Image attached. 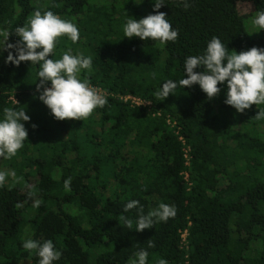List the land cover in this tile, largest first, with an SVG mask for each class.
<instances>
[{
    "label": "trees",
    "instance_id": "16d2710c",
    "mask_svg": "<svg viewBox=\"0 0 264 264\" xmlns=\"http://www.w3.org/2000/svg\"><path fill=\"white\" fill-rule=\"evenodd\" d=\"M241 1L264 11V0H163L158 11L178 38L161 44L123 31L129 17L156 14L155 0H0L6 44L19 41L15 29L35 11L75 23L79 41L59 38L48 58L69 49L91 56L92 70L80 78L108 100L86 120H56L39 99L40 64L16 66L6 62L16 50H0V119L4 108L30 117L22 121L24 147L0 157V171L16 174L0 187V264H39L37 252L23 248L28 239L52 240L62 253L54 264H133L140 250L149 253L146 264H264V119L255 118L264 104L237 112L225 104L227 82L211 99L198 84L179 86L186 58L203 55L213 37L237 53L264 48L262 32L239 13ZM5 40L0 35V47ZM168 80L178 86L162 101L155 93ZM131 200L145 215L160 203L177 214L138 232V210L124 211Z\"/></svg>",
    "mask_w": 264,
    "mask_h": 264
},
{
    "label": "clouds",
    "instance_id": "9594fccd",
    "mask_svg": "<svg viewBox=\"0 0 264 264\" xmlns=\"http://www.w3.org/2000/svg\"><path fill=\"white\" fill-rule=\"evenodd\" d=\"M163 4V0H155L156 14H150L140 20L129 17L123 26L125 37H138L143 41L158 40L161 44L176 41L178 30L172 28L165 12L158 11ZM184 7L187 9L189 5L185 3ZM252 23L260 30L264 29V11H258ZM9 34L0 33L6 36L0 50L15 49L16 55L9 51L6 62L16 66L21 62L40 64V82L36 86L40 92L39 99L50 109L56 120H86L97 108L107 105L106 96L87 80L80 78L82 70H92L91 56H85L83 53L73 55L69 49L62 54L61 59L48 58L55 53L59 38L67 36L73 43L79 41L80 32L75 23L62 19L52 11H45L43 14L41 11H35L27 26L15 29V34L20 38L17 43L6 44ZM201 66L204 68L203 72L194 71ZM184 67L187 78L179 80V86L191 88L198 84L211 99L219 96V85L227 82L225 104L232 106L237 112L243 113L252 105L264 104V48L252 47L237 53L235 50L230 51L218 37H213L208 42L205 53L187 57ZM48 82L51 87L46 86ZM177 86L176 82L168 80L155 95L163 101L175 93ZM3 112V119H0V157L11 159L28 140V131L22 121H30V117L23 109L4 108ZM255 118L264 119V109H260ZM32 127L35 128L36 125ZM15 175L14 171H0V187L5 185L8 176ZM64 188L71 191L70 177L64 181ZM28 195L30 198L34 196L35 189L29 191ZM41 203V200H35L33 207L38 208ZM131 209L138 210L135 228L138 232L152 228L156 222H167L177 214L174 205L165 203H160L156 209L145 215L139 201L131 200L125 205L124 211ZM123 219L126 226L132 229L133 221ZM148 246L154 247V242L149 240ZM23 248L36 251L40 257L39 264H54L62 255L56 250L52 240L41 243L28 239L23 243ZM148 255L146 250H140L136 253L137 260L133 261V264H146ZM158 264H168V261L161 258Z\"/></svg>",
    "mask_w": 264,
    "mask_h": 264
},
{
    "label": "rangeland",
    "instance_id": "374dc122",
    "mask_svg": "<svg viewBox=\"0 0 264 264\" xmlns=\"http://www.w3.org/2000/svg\"><path fill=\"white\" fill-rule=\"evenodd\" d=\"M238 10H239V13L240 14H242V15H248V21L250 22V27H251V30L252 31L254 29L260 30L259 28H257L256 26H254L253 23H252V20L255 18L256 14L253 12V5L250 2H243V1L238 2ZM140 18H142V16H139L138 17V19H140ZM246 24H247V29H248L250 35L253 36V34L250 32V29L248 27V22ZM260 31L264 35V29H262Z\"/></svg>",
    "mask_w": 264,
    "mask_h": 264
},
{
    "label": "built area",
    "instance_id": "2783aa9c",
    "mask_svg": "<svg viewBox=\"0 0 264 264\" xmlns=\"http://www.w3.org/2000/svg\"><path fill=\"white\" fill-rule=\"evenodd\" d=\"M132 99H133V101H134L135 103H137V99H136V98L132 97ZM185 157H186V154H185ZM186 235H187V230L184 229V230L181 232V237H182V240H183V241L185 240Z\"/></svg>",
    "mask_w": 264,
    "mask_h": 264
}]
</instances>
